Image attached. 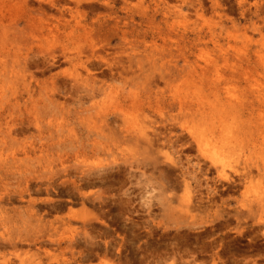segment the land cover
<instances>
[{"label":"rangeland","instance_id":"374dc122","mask_svg":"<svg viewBox=\"0 0 264 264\" xmlns=\"http://www.w3.org/2000/svg\"><path fill=\"white\" fill-rule=\"evenodd\" d=\"M42 1L0 0V264H264V0Z\"/></svg>","mask_w":264,"mask_h":264},{"label":"bare ground","instance_id":"6f19581e","mask_svg":"<svg viewBox=\"0 0 264 264\" xmlns=\"http://www.w3.org/2000/svg\"><path fill=\"white\" fill-rule=\"evenodd\" d=\"M37 1H41V0H37ZM48 1V4L50 5V6H53V7H55L56 5L57 6H59V7H57L58 9H59V11H60V13L62 12V14H63V11H70L71 10V8L70 7H68L67 6V2H64L63 3V5L61 4V5H59V3L61 2L60 0H47ZM46 1V2H47ZM43 3L45 2V0H43L42 1ZM42 2H39V10L41 11V13L42 14H44V8H43V3ZM73 2H75L77 5H80L81 4V2H83V0H73ZM42 3V4H41ZM62 3V2H61ZM61 16V15H60ZM63 17H64V15H62ZM58 20V19H57ZM61 20V19H60ZM59 21V20H58ZM67 22V21H66ZM64 23V22H63ZM59 24V23H58ZM62 24V23H61ZM67 24L65 23L64 24V26H66ZM37 28H38V26H36ZM60 30V29H59ZM50 33H53V32H51L50 31ZM68 35V34H67ZM53 36V35H52ZM54 37V36H53ZM57 37V36H56ZM55 42V41H54ZM95 53V52H94ZM94 53H93V56H94ZM92 55V54H91ZM67 55H65V57H66ZM70 58H72V57H70ZM69 58V59H70ZM67 59V58H66ZM69 59H67V60H69ZM70 61V60H69ZM72 61V60H71ZM72 62H74V61H72ZM71 63V62H70ZM72 64V63H71ZM73 65V64H72ZM76 65V64H75ZM86 69H88V68H86ZM261 89V88H260ZM229 91V90H228ZM260 93V95L262 96V93L261 92H259ZM264 98V97H263ZM223 102V101H222ZM219 104H222V103H219ZM224 105V104H223ZM222 105V106H223ZM221 106V105H220ZM224 108V107H223ZM211 125V124H210ZM214 126V125H213ZM210 128V127H209ZM213 128V127H212ZM224 129V128H223ZM213 131V130H212ZM234 132V131H233ZM191 133H192V131H191ZM230 136V135H229ZM234 136V135H233ZM263 137V136H262ZM230 141V140H229ZM232 143V142H231ZM243 144V141H242V143L240 144V145H242ZM243 150V149H242ZM186 184H188L187 182H186ZM185 184V185H186ZM0 248H2V247H4V246H6L7 245V243H6V245L4 244V237L3 236H0ZM20 241H23V242H28V244L30 245V244H33L36 248H37V250H40L41 249V246H43V244H45V242H46V239L45 238H35V239H33V240H29V239H25V240H20ZM20 241H15V240H9V241H7L8 242V244L9 245H11V246H13V247H16L17 246V244L20 242ZM4 245V246H3ZM93 251V250H92ZM95 253V252H94ZM158 254V253H157ZM90 255H92V253H91V251H89L88 250V252H85L84 251V253L83 252H81L80 253V257L83 259V260H88L89 258H90ZM159 255V254H158ZM161 260L159 259V262H160ZM158 262V263H159ZM157 263V262H156ZM156 263H153V264H156ZM161 264V263H160Z\"/></svg>","mask_w":264,"mask_h":264}]
</instances>
